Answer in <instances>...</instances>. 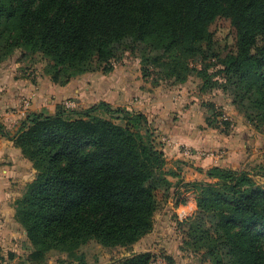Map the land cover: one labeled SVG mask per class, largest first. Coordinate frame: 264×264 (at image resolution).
I'll use <instances>...</instances> for the list:
<instances>
[{
	"label": "trees",
	"instance_id": "1",
	"mask_svg": "<svg viewBox=\"0 0 264 264\" xmlns=\"http://www.w3.org/2000/svg\"><path fill=\"white\" fill-rule=\"evenodd\" d=\"M218 18L234 31L233 48L221 53L210 29ZM16 53L21 64L43 61L42 75L58 86L88 72L108 74L129 53L153 86L194 74L200 91L230 90L247 122L260 133L264 127V0H0V63ZM211 58L223 83L208 73ZM206 124L228 126L209 116ZM0 134L35 170L14 201L32 248L29 264H47L51 251L71 256L90 241L133 245L153 228L157 193L165 203L172 187L140 112L104 101L80 110L62 104L54 114L26 113L12 134L0 124ZM205 176L192 184L196 210L176 220L185 247L207 264H264V189L246 170L212 166ZM152 260L141 252L118 264Z\"/></svg>",
	"mask_w": 264,
	"mask_h": 264
},
{
	"label": "crops",
	"instance_id": "2",
	"mask_svg": "<svg viewBox=\"0 0 264 264\" xmlns=\"http://www.w3.org/2000/svg\"><path fill=\"white\" fill-rule=\"evenodd\" d=\"M117 70L114 67L108 74L84 73L65 86H58L44 75L36 76L34 83L29 77L15 79L9 75L5 63H0V124L8 133L14 132L24 113L54 114L58 105L72 99L75 103L72 109H85L95 101L96 104L104 101L112 108L140 112L147 118L155 143L163 150L165 170L172 173L168 177L172 187L164 208L178 214L176 219L190 216L196 210L193 182L208 181L205 172L212 166L240 168L256 150L250 139L252 132L242 124L224 134L205 124L207 110L203 102L222 107L219 96L215 95L221 94L219 90L202 92L198 81L194 88L187 82L144 88L140 78L122 83ZM207 93L213 96L207 99ZM26 98L30 99L28 108L22 105ZM89 102L92 104L88 105ZM34 177L31 163L11 140L0 134V247L17 238L18 228L25 235L14 219L17 191L12 184L18 182V187H23Z\"/></svg>",
	"mask_w": 264,
	"mask_h": 264
},
{
	"label": "rangeland",
	"instance_id": "3",
	"mask_svg": "<svg viewBox=\"0 0 264 264\" xmlns=\"http://www.w3.org/2000/svg\"><path fill=\"white\" fill-rule=\"evenodd\" d=\"M210 29L213 33V46L218 51V53H221V51L226 52L233 48L234 31L228 20L218 18L211 25ZM18 59L19 55L16 53L9 59L2 62L5 63V66L9 68V75L11 74L15 79L27 76L30 78H35L36 76L42 75V65L44 64L43 61H37L32 65L28 63V60H25L23 64H21L17 61ZM200 65L201 62L198 61L196 63V67H200ZM206 66L208 73L213 75L214 79L220 83L224 82L223 74L220 73L222 66L219 64L216 58L208 59ZM114 67H117V71H120L117 76L123 78L122 83L130 82L134 79L140 78L142 83H144V88L155 87L151 83L152 78L147 80L142 78L140 59L138 56L135 57L129 53H126L122 59L115 64ZM196 81H198L200 85V80L193 74L186 82L189 83L190 87L194 88ZM159 85L169 87L177 84H173L171 80H160ZM212 90L210 92H215L216 90L220 91L221 94L215 95L219 96L223 109L221 106H215L213 111H209V107H207L205 104L208 102H203L202 106L207 110V117L209 116L210 120L213 118L216 123H221L222 121L228 122L227 127L222 125L220 126L221 128L217 130H228L227 134H229L234 128L239 126L241 127L243 126L242 124H244L247 126L245 129H248L249 132H252L250 139H253L256 145V150L252 157L250 158L249 156L242 162L240 168H235L234 170H246L253 177L255 183L264 189V127L262 128V133H260L255 129L254 126L247 122L245 117L246 111L238 110L232 104L233 96L230 90L222 92L220 87ZM209 96L213 95L211 93H207V96L205 97L209 99ZM26 101L30 102V99H24L22 105H25ZM96 103V101L93 104L89 102L88 105L92 104L93 106L96 105ZM28 104L30 105V103ZM64 105L72 109L75 107L74 99L68 103H65ZM96 114L105 118H110L103 111H97ZM25 115L26 113H24L22 117ZM111 120L119 124H124L123 120ZM9 133L12 134L13 132ZM256 134H259L260 136L257 138ZM257 139L258 141H256ZM199 182H202V180ZM19 184L20 183L18 182L12 184L15 191H17V194L14 196L16 199L21 196L26 187H18ZM162 194V191L157 193V198L159 199L160 205L154 217L152 230L133 245L129 247H105L95 241H90L88 244L77 249L71 256H68L64 252L61 253L58 251H51L47 257V264H118L124 257L130 256L133 253L141 252H147L152 255V261L155 262L153 264H207L202 261V257L199 254L192 252L183 244L182 231L178 227L176 221V216H178V214L172 211H166L164 208L165 203H163L162 200ZM18 229L16 231L17 238L8 241V244H6L4 247H0V264H17L19 262L20 264H29L26 260L32 248L26 236H22V230Z\"/></svg>",
	"mask_w": 264,
	"mask_h": 264
},
{
	"label": "built area",
	"instance_id": "4",
	"mask_svg": "<svg viewBox=\"0 0 264 264\" xmlns=\"http://www.w3.org/2000/svg\"><path fill=\"white\" fill-rule=\"evenodd\" d=\"M28 103H29V102L26 101L25 105L28 106V105H29ZM183 218H185V217H183ZM183 218H181V219H183ZM181 219H180V220H181ZM153 263H155V262L152 261L150 264H153Z\"/></svg>",
	"mask_w": 264,
	"mask_h": 264
}]
</instances>
